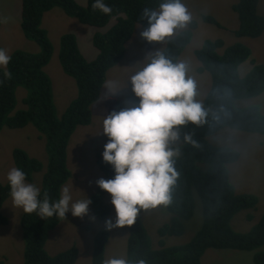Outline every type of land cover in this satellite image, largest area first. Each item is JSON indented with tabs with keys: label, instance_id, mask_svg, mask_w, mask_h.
Masks as SVG:
<instances>
[{
	"label": "trees",
	"instance_id": "1",
	"mask_svg": "<svg viewBox=\"0 0 264 264\" xmlns=\"http://www.w3.org/2000/svg\"><path fill=\"white\" fill-rule=\"evenodd\" d=\"M183 1V0H182ZM261 0H239L233 6L239 14L240 27L234 31L238 37L257 38L264 32V14L259 12ZM112 7L111 14L94 10V0L83 5L77 0H22L21 27L25 36L38 43L39 53L22 49L15 50L6 69L0 67V131L3 127L23 128L32 123L46 139L47 165L26 150L16 148L13 158L17 168L26 173L27 181H34L36 173H42L40 199L48 197L50 202L59 199L62 186L71 176L68 167V145L78 126L92 123L91 106L101 95L108 71L119 64L126 54V43L132 37L137 24L148 27L143 17L145 9L158 11L166 0H104ZM55 7L80 22L96 27H104L113 19L115 23L105 32H97L93 43L99 53L89 60L80 49L74 33H64L60 39L59 58L64 71L75 78L78 94L70 102L61 116L57 114L53 81L45 70L50 63L54 45L48 31L42 25L44 14ZM206 22L223 26L211 15H203ZM1 24V20H0ZM197 26L192 20L188 28L168 37L161 51L174 63L191 42ZM0 48H3L0 45ZM200 61L199 73L211 75V86L203 101L208 111L206 121L197 126L191 122L179 126L181 144H170L179 151L174 158V167L179 178L172 189L171 203L167 204L172 216L158 232L162 237L158 249L152 246L151 237L138 213L136 222L128 227V264H204L202 257L207 249L256 250L254 262L264 264V212L259 221L247 232L233 229L231 221L242 210H250L247 219L253 220L259 198L254 194L237 193L230 180L229 164L236 162L240 153L228 146L213 144L209 137L219 130L232 129L264 134V114L256 105L240 106L237 101L258 96L264 92V64L251 58L252 50L247 44L237 41L226 45L223 38L207 39L196 49ZM155 56V55H154ZM152 56L151 58H153ZM151 58L147 63L151 61ZM250 60L252 67L241 75L240 67ZM5 72L10 73L6 76ZM24 88L26 108L15 109L18 104L17 90ZM129 99L136 106L139 97L132 91ZM127 107L116 103L117 112ZM14 112V113H13ZM185 134L192 136L195 144L184 140ZM98 164L105 179L114 178L111 164L104 162L99 154ZM9 182H0V224H8L9 218L3 213L4 202L11 196ZM106 190L99 188L92 196L96 215L106 219L111 214V205L106 201ZM202 200L203 222L194 237L187 243L167 246L164 238L181 236L185 224L193 215L196 195ZM63 219V218H62ZM57 216L40 218L37 214L25 213L21 217L25 249L23 264H75L79 256L76 245L51 255L46 244L50 231L62 220ZM110 234L102 229L94 238L92 264H103ZM2 264H14L3 262Z\"/></svg>",
	"mask_w": 264,
	"mask_h": 264
},
{
	"label": "rangeland",
	"instance_id": "2",
	"mask_svg": "<svg viewBox=\"0 0 264 264\" xmlns=\"http://www.w3.org/2000/svg\"><path fill=\"white\" fill-rule=\"evenodd\" d=\"M85 5L88 0H77ZM239 0H183L191 14V21L196 20V28L191 42L179 57V62L187 66V77L192 78L196 84V99L202 102L211 86V75L208 72L199 73L200 61L195 51L200 48L207 39L223 38L226 45L240 41L252 50L251 58L264 64V32L257 38L238 37L234 31L240 27L239 14L233 6ZM160 9V8H159ZM158 9V11H159ZM259 12L264 14V0L259 3ZM22 0H0V45L11 56L17 49L32 53H39L41 47L35 41L29 40L21 27ZM203 15L216 17L223 26L206 22ZM115 19L104 27H96L80 22L78 19L68 16L60 7H55L46 12L42 25L48 31L54 45V52L50 63L45 70L53 81L54 99L57 114L65 111L70 102L77 96L78 87L75 78L68 75L60 62V39L64 33H74L85 57L92 60L97 57L99 50L93 43V37L97 32L107 31ZM190 21V22H191ZM190 22L183 28L175 30L174 34L189 27ZM146 28L137 24L132 37L126 43V54L123 60L111 68L107 73V80L102 88L100 98L91 106L92 123L78 126L68 145V167L71 176L62 186L71 188L73 201L92 198L97 191L96 181L104 177V172L98 164L99 154L102 156L104 145L108 137L103 133V120L105 115L117 111L118 101L107 100L111 94H118L120 100L127 108L136 104L129 99L133 91L131 77L137 71L146 66L148 60L161 52L166 40L151 45L143 39L140 33ZM169 36V37H171ZM252 67L250 60L240 67L241 75H245ZM27 91L24 88L17 90L18 104L14 112L26 108L24 98ZM240 106L256 105L264 114V92L251 98H243L237 101ZM13 112V113H14ZM216 145L228 146L240 153L239 159L229 164L230 180L235 185L237 193L254 194L259 198L257 208L253 210L254 219L248 220L247 213L250 210H242L237 213L231 225L238 232L249 231L261 218L264 212V134L245 132L229 127L223 128L209 137ZM171 144H181L180 140ZM16 148L26 150L31 156L42 160L46 165L49 157L46 149V139L40 136V132L34 124L30 123L23 128L3 127L0 131V182H8L7 175L10 169L16 167L13 151ZM103 157V156H102ZM42 173L35 174V180L29 183L35 184L41 189ZM92 201V199H91ZM106 201L111 205V214L106 219L99 218L93 204L89 205V213L83 218L73 216L71 211L66 214L50 233L46 244L47 251L57 254L76 245L79 256L75 264H92L94 238L98 231L106 229L105 221L112 218L115 222V207L111 203V194H106ZM3 213L9 218L8 224H0V264L10 262L14 264L24 263V233L21 225L23 209L13 203L10 196L3 204ZM171 212L167 205L161 204L155 208L143 209L142 219L152 240L154 249L160 247L161 236L159 228L171 219ZM203 222V204L199 195H196V207L194 215L186 221L185 232L181 236H167L165 245L173 246L189 242L199 230ZM107 230V229H106ZM110 237L106 247L105 259L127 257L128 227L120 226L108 230ZM260 249H264V246ZM256 250L246 251L239 249L209 248L202 257L204 264H256L254 254Z\"/></svg>",
	"mask_w": 264,
	"mask_h": 264
},
{
	"label": "clouds",
	"instance_id": "3",
	"mask_svg": "<svg viewBox=\"0 0 264 264\" xmlns=\"http://www.w3.org/2000/svg\"><path fill=\"white\" fill-rule=\"evenodd\" d=\"M92 8L104 14L112 13V7L104 0H94ZM143 17L148 27L140 35L149 42V50L192 19L182 0H166L160 4L159 11L145 9ZM10 60L7 50L0 48V67L6 69ZM5 75L11 74L5 72ZM131 85L135 96L140 98L138 106L113 111L103 120V133L109 139L102 156L115 172L114 178L96 181L100 189L111 194L115 207V222L108 218L107 230L133 225L141 209L171 203L172 189L180 175L174 167V158L180 153L170 144L180 139L179 126L189 122L199 126L208 116L202 102L196 99V84L187 77L186 64L174 63L161 52L132 75ZM107 100L119 101L120 96L111 94ZM184 140L195 144L189 134H185ZM7 179L14 205L25 213L35 212L44 219L53 216L62 219L69 211L81 218L89 213L91 199L73 201L69 186L62 187L59 199L50 202L47 196L40 199V188L27 182L22 169L13 167ZM103 264L128 262L113 257L105 259Z\"/></svg>",
	"mask_w": 264,
	"mask_h": 264
}]
</instances>
